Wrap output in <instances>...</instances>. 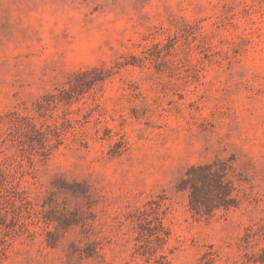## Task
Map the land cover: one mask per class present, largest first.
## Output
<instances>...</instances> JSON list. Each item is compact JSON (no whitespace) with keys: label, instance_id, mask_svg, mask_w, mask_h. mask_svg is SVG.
<instances>
[{"label":"rangeland","instance_id":"rangeland-1","mask_svg":"<svg viewBox=\"0 0 264 264\" xmlns=\"http://www.w3.org/2000/svg\"><path fill=\"white\" fill-rule=\"evenodd\" d=\"M0 264H264V0H0Z\"/></svg>","mask_w":264,"mask_h":264},{"label":"trees","instance_id":"trees-1","mask_svg":"<svg viewBox=\"0 0 264 264\" xmlns=\"http://www.w3.org/2000/svg\"><path fill=\"white\" fill-rule=\"evenodd\" d=\"M226 168L213 171L212 166H208L198 176V180H194L193 189L191 191L190 204L191 207L197 211H201L203 206L207 207L205 210L212 211L214 208H219L221 205L228 207V195L232 191V181L224 179ZM222 201L218 203L217 201ZM210 206V207H209Z\"/></svg>","mask_w":264,"mask_h":264}]
</instances>
